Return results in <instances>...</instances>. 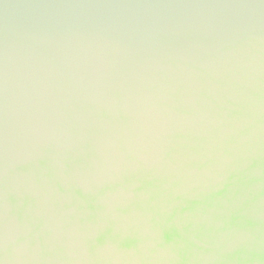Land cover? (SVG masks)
<instances>
[{
	"label": "clouds",
	"instance_id": "9594fccd",
	"mask_svg": "<svg viewBox=\"0 0 264 264\" xmlns=\"http://www.w3.org/2000/svg\"><path fill=\"white\" fill-rule=\"evenodd\" d=\"M0 264H264V0H0Z\"/></svg>",
	"mask_w": 264,
	"mask_h": 264
}]
</instances>
